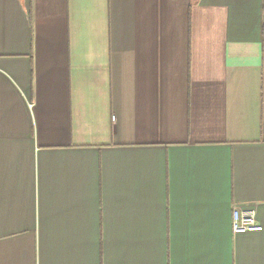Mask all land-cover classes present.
<instances>
[{
  "label": "crops",
  "instance_id": "obj_1",
  "mask_svg": "<svg viewBox=\"0 0 264 264\" xmlns=\"http://www.w3.org/2000/svg\"><path fill=\"white\" fill-rule=\"evenodd\" d=\"M0 264H264V0H0Z\"/></svg>",
  "mask_w": 264,
  "mask_h": 264
},
{
  "label": "built area",
  "instance_id": "obj_2",
  "mask_svg": "<svg viewBox=\"0 0 264 264\" xmlns=\"http://www.w3.org/2000/svg\"><path fill=\"white\" fill-rule=\"evenodd\" d=\"M232 229L235 233L260 231L263 225L258 221L255 209L235 207L232 212Z\"/></svg>",
  "mask_w": 264,
  "mask_h": 264
}]
</instances>
